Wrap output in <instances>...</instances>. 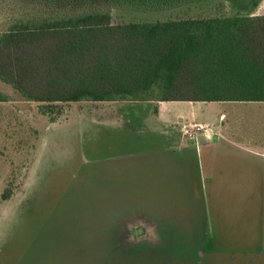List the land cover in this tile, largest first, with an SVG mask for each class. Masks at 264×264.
Instances as JSON below:
<instances>
[{
  "label": "rangeland",
  "instance_id": "rangeland-1",
  "mask_svg": "<svg viewBox=\"0 0 264 264\" xmlns=\"http://www.w3.org/2000/svg\"><path fill=\"white\" fill-rule=\"evenodd\" d=\"M28 9L0 0V35ZM0 92L11 98L0 103V264H264V157L233 140L213 152L162 138L164 120L191 131L204 108L158 104L157 141L143 142L105 114L114 103L48 108L1 81ZM222 104L230 119L241 110L237 140L262 152L264 102Z\"/></svg>",
  "mask_w": 264,
  "mask_h": 264
},
{
  "label": "trees",
  "instance_id": "trees-1",
  "mask_svg": "<svg viewBox=\"0 0 264 264\" xmlns=\"http://www.w3.org/2000/svg\"><path fill=\"white\" fill-rule=\"evenodd\" d=\"M15 1L0 81L26 102H264L263 0Z\"/></svg>",
  "mask_w": 264,
  "mask_h": 264
},
{
  "label": "crops",
  "instance_id": "crops-1",
  "mask_svg": "<svg viewBox=\"0 0 264 264\" xmlns=\"http://www.w3.org/2000/svg\"><path fill=\"white\" fill-rule=\"evenodd\" d=\"M175 103H186V102H175ZM157 104L161 105V103H157ZM167 104H172V103H167ZM187 104H197V105H199L200 109L204 108L203 114L206 117V121L205 120L204 121H198V120H196L195 117L187 118L186 121L191 122L192 124H195V123L196 124H204V125H207L211 129V132L207 135H205L203 133H198L202 137L199 138L198 142L194 141V145L196 146V150H198V148H200L202 151V150H205L206 147H211V148L213 147V148H215V150H213V152H216L217 149H219V146L222 145L224 142H227L229 140L230 141L233 140V142H234L233 146L236 149H239V150L246 149V151H249L252 153L256 152L258 154H261L264 157V149L262 152H257L253 149H247V147H243V146H245V144L249 145V142L241 143L239 140H237V139H244L247 137L245 135L246 130L243 128V125H241L242 118L239 116L241 113V110L240 111L237 109L234 110V113H231L232 117L230 119V118H228V112L225 111L223 108H220V105H223L222 103H187ZM176 118L183 119V118H181V116H176ZM175 119H173V120H175ZM172 128H173V132H174L176 127H172ZM175 134L178 137L177 146H179V148H180V145H182V143L179 142V140L182 141V138L180 136L183 134H181L180 129L175 131ZM176 136L172 137L173 142L175 139H177ZM192 141L193 140L189 139L190 144L193 143Z\"/></svg>",
  "mask_w": 264,
  "mask_h": 264
},
{
  "label": "flooded vegetation",
  "instance_id": "flooded-vegetation-1",
  "mask_svg": "<svg viewBox=\"0 0 264 264\" xmlns=\"http://www.w3.org/2000/svg\"><path fill=\"white\" fill-rule=\"evenodd\" d=\"M115 107L113 109H111V111L108 112H96L98 114H116L118 116H116L115 118H119V120L125 122V125L128 123H131L130 126L134 127V129H132V131H130L127 135H129L130 133H132L133 137L136 140L135 141H157L156 139V134L157 132H155L156 128L154 127V129H152L151 131L148 130V125L149 124H153L154 122H159L160 120H162V114L160 113L158 104H148V103H114ZM119 109V110H118ZM79 111V110H78ZM118 111V112H117ZM128 111H131L134 113H129ZM139 111V113H137ZM132 115H135L136 117L134 118ZM133 117V118H132ZM156 119V120H155ZM160 119V120H158ZM165 122H167L168 127H171L170 129H172L170 131V133H172V136H169L168 134H162V138L163 139H168L170 141H173V136H176L175 131H177L178 129H180L181 135L180 137L182 138V141L179 140V142L182 143V145H180V148H186V146L188 145V149H190V143H189V139L193 140L195 142H198L199 138L202 137L200 134L195 135L194 138H191L188 134H187V130L183 129V127L181 128V125L177 124V122H174V120H164ZM134 122V123H133ZM140 122V123H137ZM156 125V124H154ZM157 127V126H156ZM172 127H176L175 131L173 132V128ZM148 131V132H147ZM183 136V137H182ZM177 139L174 140V143L176 142L178 144V137L176 136ZM180 138V139H181ZM189 138V139H188ZM164 142V141H163ZM172 143V142H169ZM168 142L166 143V146ZM157 145V144H155ZM165 145V144H164ZM173 145V144H172ZM179 148V146H177ZM187 150V149H185ZM157 230H155L156 232ZM149 233V229L145 228V233L144 234H148ZM157 233V232H156ZM158 234V233H157ZM153 235V234H152ZM151 235V236H152Z\"/></svg>",
  "mask_w": 264,
  "mask_h": 264
},
{
  "label": "built area",
  "instance_id": "built-area-1",
  "mask_svg": "<svg viewBox=\"0 0 264 264\" xmlns=\"http://www.w3.org/2000/svg\"><path fill=\"white\" fill-rule=\"evenodd\" d=\"M191 128V131H189L187 128L186 130L188 131L187 134L191 137V138H194L195 135H197L198 133H203L205 135L209 134L211 132V129L207 126V125H204V124H190L189 125ZM188 126V127H189Z\"/></svg>",
  "mask_w": 264,
  "mask_h": 264
}]
</instances>
